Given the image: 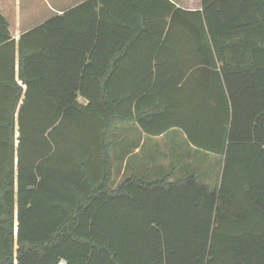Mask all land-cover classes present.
<instances>
[{
  "label": "trees",
  "instance_id": "trees-1",
  "mask_svg": "<svg viewBox=\"0 0 264 264\" xmlns=\"http://www.w3.org/2000/svg\"><path fill=\"white\" fill-rule=\"evenodd\" d=\"M125 122L179 128L219 183L113 186ZM61 261L264 264V0H85L18 39L0 12V264Z\"/></svg>",
  "mask_w": 264,
  "mask_h": 264
},
{
  "label": "crops",
  "instance_id": "crops-1",
  "mask_svg": "<svg viewBox=\"0 0 264 264\" xmlns=\"http://www.w3.org/2000/svg\"><path fill=\"white\" fill-rule=\"evenodd\" d=\"M83 1L85 0H0V12L6 17L9 23L12 37L18 39L22 32L42 23L54 15L61 14L64 10ZM172 1L177 6L189 10L199 8L200 2V0ZM137 130L140 132L138 133L139 142L134 143L131 148L129 146L118 162H113V186L121 179L133 175H141L148 180L166 177L168 180L173 181L193 174L199 181L212 188L219 183L221 175L220 157L214 153L196 148L193 144L189 143L184 132L175 127L168 129L160 135L152 136L151 142L157 146L158 154L153 165L146 166L145 168L141 162H129V156L140 152V142L143 141L146 135L139 128ZM168 132H172L171 138L182 134L186 139L187 151L184 154H180L181 160L173 161L170 152H165L161 148L164 144L160 138L164 137ZM170 161H173L172 166ZM201 178L204 180H201ZM208 181L215 182V185L211 186Z\"/></svg>",
  "mask_w": 264,
  "mask_h": 264
},
{
  "label": "rangeland",
  "instance_id": "rangeland-1",
  "mask_svg": "<svg viewBox=\"0 0 264 264\" xmlns=\"http://www.w3.org/2000/svg\"><path fill=\"white\" fill-rule=\"evenodd\" d=\"M82 102L83 100L79 98ZM138 125L135 122H127L118 124L111 134V138L114 140V147L112 150V160L114 163L123 156L126 150L131 148L134 143L139 142ZM172 132H168L164 137L160 138L163 141L164 146L161 148L165 152H170L172 160H181V155L186 153V139L180 134L179 136L172 137ZM181 136V137H180ZM152 136L145 135L143 141L140 142L141 150L139 153H134L129 156V162L138 161L143 166H151L154 164V160L157 158V146L152 144ZM168 139V142L166 143ZM173 161H170L171 166ZM140 164V165H141ZM201 180H204L201 178ZM211 186L215 185V182L208 181Z\"/></svg>",
  "mask_w": 264,
  "mask_h": 264
},
{
  "label": "built area",
  "instance_id": "built-area-1",
  "mask_svg": "<svg viewBox=\"0 0 264 264\" xmlns=\"http://www.w3.org/2000/svg\"><path fill=\"white\" fill-rule=\"evenodd\" d=\"M60 264H64V261H61Z\"/></svg>",
  "mask_w": 264,
  "mask_h": 264
}]
</instances>
